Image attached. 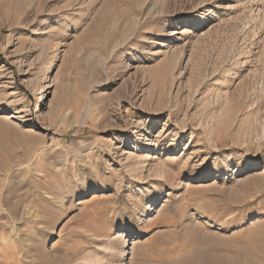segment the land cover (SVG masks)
Here are the masks:
<instances>
[{
  "label": "rangeland",
  "instance_id": "obj_1",
  "mask_svg": "<svg viewBox=\"0 0 264 264\" xmlns=\"http://www.w3.org/2000/svg\"><path fill=\"white\" fill-rule=\"evenodd\" d=\"M0 264H264V0H0Z\"/></svg>",
  "mask_w": 264,
  "mask_h": 264
},
{
  "label": "bare ground",
  "instance_id": "obj_2",
  "mask_svg": "<svg viewBox=\"0 0 264 264\" xmlns=\"http://www.w3.org/2000/svg\"><path fill=\"white\" fill-rule=\"evenodd\" d=\"M249 165L252 166V167H255L256 166V164H254V163H251Z\"/></svg>",
  "mask_w": 264,
  "mask_h": 264
}]
</instances>
